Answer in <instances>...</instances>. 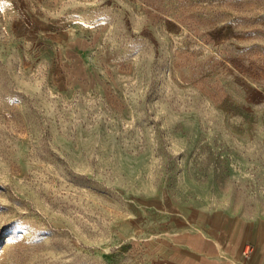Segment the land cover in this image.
<instances>
[{
    "label": "rangeland",
    "instance_id": "obj_1",
    "mask_svg": "<svg viewBox=\"0 0 264 264\" xmlns=\"http://www.w3.org/2000/svg\"><path fill=\"white\" fill-rule=\"evenodd\" d=\"M181 204L264 216V0H0V264H141Z\"/></svg>",
    "mask_w": 264,
    "mask_h": 264
},
{
    "label": "crops",
    "instance_id": "obj_2",
    "mask_svg": "<svg viewBox=\"0 0 264 264\" xmlns=\"http://www.w3.org/2000/svg\"><path fill=\"white\" fill-rule=\"evenodd\" d=\"M144 216L129 233L143 249L141 264H264V216L195 204Z\"/></svg>",
    "mask_w": 264,
    "mask_h": 264
}]
</instances>
